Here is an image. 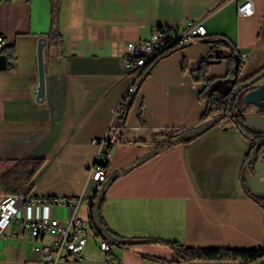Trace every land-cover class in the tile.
<instances>
[{"label": "crops", "instance_id": "0c3cea01", "mask_svg": "<svg viewBox=\"0 0 264 264\" xmlns=\"http://www.w3.org/2000/svg\"><path fill=\"white\" fill-rule=\"evenodd\" d=\"M253 3L254 14L244 17L236 0L0 2L4 38L0 55L6 56L1 53L4 48L16 52L15 63L7 58V68L0 71V179L20 161L43 160L33 180L34 196L94 199L90 169L99 157L96 141L116 127L121 135L110 150L107 182L111 183L102 206L103 221L116 237L193 249H264V208L255 194L264 185V171H255L252 142L229 118L191 142L149 156L166 134L204 124L205 85L195 81L191 71L211 53L207 40L222 37L241 59L248 56L239 81L264 68V0ZM188 22H202L206 38L176 45L153 65L120 127L118 110L135 77L124 60L128 43L149 38L156 27L184 29ZM51 32L56 35L50 39ZM41 37L48 39L46 97L38 102ZM219 50L222 54L210 65L208 80L226 77L224 50ZM255 108H249L248 114H254ZM68 213L66 207L58 210L61 223H66ZM91 213L88 203L79 210L84 219H90ZM36 245L38 240L29 234L17 236L8 228L0 236V264H39L42 253ZM110 255L112 264L177 260L174 250L163 243L111 245ZM104 260L94 239L81 260L59 264H103Z\"/></svg>", "mask_w": 264, "mask_h": 264}, {"label": "built area", "instance_id": "2783aa9c", "mask_svg": "<svg viewBox=\"0 0 264 264\" xmlns=\"http://www.w3.org/2000/svg\"><path fill=\"white\" fill-rule=\"evenodd\" d=\"M11 0H0L9 2ZM239 2L238 13L244 17L254 14L253 0H236ZM207 30L202 22H188L184 29L169 25L156 27L147 39L129 42L124 57L126 65L135 73L134 82L122 100L120 109L127 106L140 88L143 70L157 57L178 44H189L206 38ZM4 38L0 36V48ZM248 56H242V63ZM242 65V66H243ZM119 111V110H118ZM121 130L111 127L105 137L96 141L99 146V157L90 169V178L95 182L97 195L107 182L111 170V147L118 143ZM84 203L94 204V199L63 197L28 196L3 198L0 202V236L8 228L14 235L29 234L38 240L36 249L42 253L39 264H59L65 261L81 260L82 254L91 240L97 239L100 250L105 255L103 264H112L110 245L97 232L90 219L79 216ZM66 207L69 211L66 223H61L58 210ZM49 239L48 242H45ZM40 240V241H39Z\"/></svg>", "mask_w": 264, "mask_h": 264}, {"label": "trees", "instance_id": "16d2710c", "mask_svg": "<svg viewBox=\"0 0 264 264\" xmlns=\"http://www.w3.org/2000/svg\"><path fill=\"white\" fill-rule=\"evenodd\" d=\"M53 24L56 25V19L53 20ZM55 35L56 33L51 32L50 39ZM206 42L211 44L213 47L211 53L206 59L202 60L194 70L191 71L195 81L204 83L205 85V89L201 94V100L207 101V109L202 119L204 124L193 129L174 130L166 134V140L158 144L149 156L166 151L178 144L191 142L197 137L204 134L210 128L216 126L226 118H229V120L234 124L238 131L252 142V152L256 156L255 163L264 161V135H253L249 132L246 125V117L243 115V112H241V108H243L245 104H243L242 107H240L239 104V95L241 93H244L246 95L248 92L256 89L257 87L253 86L248 90L239 92L238 94L234 93L235 89L238 86L252 80L256 76L261 74L264 71V68L253 76L245 79L244 81H239V74L241 72L243 63L241 56L237 53L235 47L229 44L230 42L222 37L211 38ZM221 48L224 50V54L222 55L221 59H223L227 63L226 77L222 79L208 80L206 78L208 69L210 65L216 63L217 60L215 57V52L216 50H219ZM174 50L175 46L170 50L162 53L153 62L146 66V68L143 70L144 77L147 76L150 69L160 58H163L165 55H169ZM1 53L7 56L9 61L12 62V65L15 63L16 52L14 48H4L1 50ZM130 107L131 102L127 106L119 109L118 120L120 122V127H124L126 117L130 111ZM261 112L264 113V110H261ZM209 119L210 121L208 122ZM141 162L142 160H139L136 165L140 164ZM43 164V160H23L16 163L14 167L10 171L5 173L0 179V197H20L28 196L33 193V180ZM251 164L254 167V163ZM95 199L96 195L94 197V201ZM104 201L105 197L102 199L100 207V220L104 230L112 237V240L108 242L110 246H129L138 243H163L171 247L177 255V260L175 261L157 259V261L168 264H180L182 262L189 261H228L241 264H251L264 258V249L250 251L193 249L187 248L179 243L160 242L158 240L152 239L132 241L122 240L121 238L116 237L107 228L106 224L103 221L102 206ZM258 201L264 208V200L258 199ZM90 222L94 224L93 210L91 213Z\"/></svg>", "mask_w": 264, "mask_h": 264}, {"label": "water", "instance_id": "95a60500", "mask_svg": "<svg viewBox=\"0 0 264 264\" xmlns=\"http://www.w3.org/2000/svg\"><path fill=\"white\" fill-rule=\"evenodd\" d=\"M48 39L46 37H41L38 40L37 44V58H38V76H39V85L36 90V100L38 102H43L46 97V72H45V57L44 52L47 46ZM222 54L221 50H216L215 57L220 58ZM7 68V57L0 55V71L5 70ZM257 87L254 90L248 92L244 97L245 106L241 108V112L245 116L246 108L249 106H255L259 110H264V71L253 78L252 80L245 82L238 86L234 93L238 94L239 92L250 89L251 87ZM246 125L249 132L253 135H264V115L255 116L249 115L246 116ZM151 154V153H150ZM256 157V156H255ZM252 163H254V169L256 172L264 171V161L256 162L255 158ZM142 160V159H140ZM111 181L106 182L101 191L96 195V199L93 204V220L94 226L100 234V236L110 242L112 237L104 230L101 220H100V207L102 203V199L105 197L106 191L110 185ZM255 194L258 198L264 200V185H261L255 191ZM251 264H264V258L261 260L251 263Z\"/></svg>", "mask_w": 264, "mask_h": 264}, {"label": "rangeland", "instance_id": "374dc122", "mask_svg": "<svg viewBox=\"0 0 264 264\" xmlns=\"http://www.w3.org/2000/svg\"><path fill=\"white\" fill-rule=\"evenodd\" d=\"M239 96H240L239 104H240V107H242L243 104H244L243 101H244L245 94H244V93H241ZM252 115L260 116V115H264V113H262L261 110H259V109L256 107V108H255V112H254V114H252ZM246 116H249V114H247V112L245 111V117H246ZM254 157H255V155H254V153H253L251 159L253 160Z\"/></svg>", "mask_w": 264, "mask_h": 264}, {"label": "bare ground", "instance_id": "6f19581e", "mask_svg": "<svg viewBox=\"0 0 264 264\" xmlns=\"http://www.w3.org/2000/svg\"><path fill=\"white\" fill-rule=\"evenodd\" d=\"M252 107H255V106H249V107L246 108V112H247V114H248V109H249V108H252Z\"/></svg>", "mask_w": 264, "mask_h": 264}]
</instances>
